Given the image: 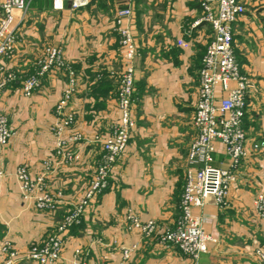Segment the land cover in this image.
<instances>
[{"label": "crops", "instance_id": "1", "mask_svg": "<svg viewBox=\"0 0 264 264\" xmlns=\"http://www.w3.org/2000/svg\"><path fill=\"white\" fill-rule=\"evenodd\" d=\"M2 1V0H0ZM198 1V0H197ZM246 12L234 24L233 48L240 71L248 80L243 120L248 157L233 170L226 205L213 198L202 210L206 232L216 239L198 264H260L255 256L264 249V221L255 200L264 184V0H241ZM199 3V1H198ZM196 0H92L71 11L52 9L51 0H28L22 23L16 22L14 53L1 61L4 72L16 79L0 90V114L9 118L14 132L0 149V247L9 241L17 264H38L29 258L35 244L43 243L73 205L80 202L99 164L102 147L95 140L109 137L118 120L117 91L123 54L115 17L132 10V33L138 49L135 61L133 116L136 127L125 152L112 171L109 186L89 205L82 223L65 236L58 260L71 264L81 249L87 264H120L121 249L137 245L127 264H191L174 247L159 242V232L178 224L188 153L196 138L194 116L198 102L199 72L212 31L197 22L203 13ZM62 51L75 74L76 91L66 108L75 121L64 133L80 140L65 148L72 159L58 153L53 128L56 105L69 82L67 68H54L31 97L23 81L36 70L47 47ZM217 100L224 97L216 90ZM214 166L229 169L223 147L216 145ZM53 167L46 169L44 162ZM28 166L32 177L44 175L45 188L62 197L54 210H40L35 199H25L16 177ZM132 211L159 232L144 237L130 230Z\"/></svg>", "mask_w": 264, "mask_h": 264}, {"label": "built area", "instance_id": "2", "mask_svg": "<svg viewBox=\"0 0 264 264\" xmlns=\"http://www.w3.org/2000/svg\"><path fill=\"white\" fill-rule=\"evenodd\" d=\"M92 0H51L52 9L63 11L70 6L71 11H77L90 5ZM202 17L197 22L206 23L212 31V37L206 47L202 66L199 72L198 102L194 116V127L197 135L188 153L189 166L185 170L184 187L180 202L181 217L173 229L159 232L154 221L141 222L130 211L127 215L129 229L138 231L144 237H151L159 232V242L174 247L198 264L201 256L208 251V245L215 243L206 232V218L194 211L202 210L208 200L213 198L215 205L223 207L229 196L230 185L235 181L233 170L248 157L246 149V133L243 128L247 104L248 80L241 74L240 65L233 48L234 24L246 12V6L241 0H199ZM28 0L0 1V73L4 72L1 61L10 57L18 40L16 22L22 23L28 12ZM131 8L118 10L115 23L122 48L123 70L119 79L117 104L119 120L109 137L95 140L101 144L102 155L96 167L83 198L72 206L64 216L54 233L43 243L35 244L29 258L38 264H51L58 260L64 247L65 236L74 227L82 223V217L89 205L95 202L108 188L115 164L125 152L136 127L133 116L135 93V61L138 49L132 33ZM54 68H67L69 82L63 97L56 105L57 123L53 128L57 138L58 153L64 161L72 159V153L65 148L68 144L80 140L79 135L65 137L74 121L73 113H67L66 108L76 91V78L73 70L65 64L62 51L56 47H47L43 56L36 64V70L23 81L22 91L26 97H31L42 84V80ZM16 76L10 74L0 80V90L14 81ZM221 88L224 97L218 101L216 90ZM14 132L9 118L0 114V149L5 147ZM220 144L231 167L221 169L214 166L216 145ZM46 169H51V161L44 162ZM3 172L0 171V178ZM20 191L25 199H35L40 210H54L61 193L50 194L45 188L44 175L32 177L28 166L22 165L16 171ZM256 213L264 221V184L255 200ZM137 245L122 248L120 264H127ZM255 256L260 264H264V249L258 248ZM19 255L9 241H4L0 247V264H17ZM71 264H87L81 249L74 251Z\"/></svg>", "mask_w": 264, "mask_h": 264}, {"label": "trees", "instance_id": "3", "mask_svg": "<svg viewBox=\"0 0 264 264\" xmlns=\"http://www.w3.org/2000/svg\"><path fill=\"white\" fill-rule=\"evenodd\" d=\"M199 1V0H198ZM198 1L196 0V3H198ZM198 6L201 8V5H200V1H199V3H198ZM202 9V8H201ZM75 228V227H74ZM74 228H72V229H74ZM71 229V230H72Z\"/></svg>", "mask_w": 264, "mask_h": 264}]
</instances>
